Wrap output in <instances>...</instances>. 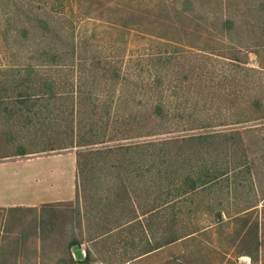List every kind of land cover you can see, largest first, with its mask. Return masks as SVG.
Masks as SVG:
<instances>
[{"label": "rangeland", "instance_id": "374dc122", "mask_svg": "<svg viewBox=\"0 0 264 264\" xmlns=\"http://www.w3.org/2000/svg\"><path fill=\"white\" fill-rule=\"evenodd\" d=\"M94 62L122 64L135 80L139 75L153 80L159 73L165 88H139L134 99L116 84L115 93L130 100L120 105L116 96L108 115L102 100L115 85H104L103 65L97 75L88 70ZM85 63L86 74L75 73L74 66ZM43 91L57 95L48 107L34 99L30 108L25 106L31 121L17 118L11 129L7 111L0 112V163L69 154L77 164L78 149L120 143L94 142L113 134L128 135L121 142L131 144L205 131H247L196 154L185 146L182 160L174 162L177 168L164 170L162 181L152 147L132 150L121 158L123 165L110 154L83 159L79 197L0 206V264H74L75 240L84 256L92 252L90 264H113L109 261L130 249L133 238L141 243L144 234L138 223L108 231L126 222L133 206L141 212L159 203V187L168 189V182L174 185L171 181L189 174L202 186L177 200L176 221L150 214L142 219L145 237L162 238L173 223L190 234L127 264H264V0H0V110L8 105L11 111L21 93ZM76 92L87 99L75 107L104 117L94 134L80 129L87 122L78 120L72 132L71 120L64 119L73 108L68 95ZM161 96L169 116L152 127L156 134L142 135L157 122L140 126L138 114L129 118L127 113L131 107L147 112ZM118 106L129 115L127 121L119 116L122 125L114 121ZM21 139L34 152L16 154ZM71 139L94 143L68 146ZM32 163L0 171L1 183L2 176L13 181L11 172L17 175L15 187L2 188L30 196L33 175L48 165Z\"/></svg>", "mask_w": 264, "mask_h": 264}, {"label": "trees", "instance_id": "16d2710c", "mask_svg": "<svg viewBox=\"0 0 264 264\" xmlns=\"http://www.w3.org/2000/svg\"><path fill=\"white\" fill-rule=\"evenodd\" d=\"M110 63V62H109ZM107 62L102 64L101 63H92V65L88 68V70L90 71H94L95 74L97 75L96 72L98 71V68H100L102 66V70L101 72H103L102 76H104V85H108L111 81L112 83H114L115 87L113 89L112 95H109L107 97H105L106 99L102 100L107 106H109V112L108 115L111 113V109H112V105L114 103H116L115 101V97L118 96V104H122V101L128 102L129 97L125 96L124 93L120 95L116 94V84H120V86H122L123 89L127 90V93H130L133 98L135 99L136 95L138 96V89L139 88H149L151 90H158L163 86V89L165 88V82H164V77H162V75H159V73H156V77L153 80L145 79L142 78L141 75H139L138 79H132L130 77H133V75H131L129 73V71H124L123 70V65L119 64V66H116L112 63H110L107 67ZM163 66H165V61H163ZM79 66V65H78ZM78 66H74L73 70L76 73V70L79 74H86V63L85 64H80L79 68H77ZM105 66V67H104ZM29 70H32L34 72H37L35 66L33 65H29L28 66ZM27 69V68H26ZM73 71V73H74ZM74 73V74H75ZM132 73V72H131ZM74 85L73 82H71V85ZM73 91V90H72ZM74 92V91H73ZM57 95V93L55 91H51V92H47V91H43L40 93H21L17 96V101L14 102L15 107H13V109L10 111L9 107H6L8 105H6L3 109L0 110V112L3 111H7V115L8 118H10V122L11 124H9V128H13L14 124H16L17 122H19L17 120V118L20 120V118H25L28 119V121H31L34 117L31 114H27L25 109H27L25 106H28L30 108V102L34 101V100H42V102L45 103V105H47L46 107H48L51 104V101L53 98H55V96ZM163 95V94H162ZM69 98H71V102L73 103V108L71 110V112L64 116L65 120H71L72 124H71V131H74V122H76L78 120V122L83 121V122H87L84 125L80 124V129L82 128H86V132L90 133L91 131H93L94 134V130L98 129L99 127V122L102 121L104 119L103 115L97 117V113H95L94 111H91L88 113V109L86 108H82V107H75L76 105L79 104V102H81L83 99H87L86 96L83 93H79L77 95L76 93H72L71 95H68ZM113 96V97H112ZM120 96V97H119ZM34 99V100H33ZM143 100V99H142ZM55 101V100H54ZM144 101L149 102L150 101V97L146 98ZM4 104V103H3ZM34 104V103H33ZM104 104V105H105ZM150 110H148L147 112H141L142 109H140L139 111H137L134 107H131V109L128 111L127 114L130 115L129 118H135L136 114L137 117L140 118L141 121V125L140 126H148L151 122H157L155 125H152L151 127H146L145 130H142L141 134L142 135H152V134H156L157 132L153 130V126H162L163 123L162 121L164 119H166L169 115V111L167 109V106L165 104V101H163L162 96L160 98H158L156 100V103L154 104V102H152L150 104ZM16 106H19L16 108ZM154 106V107H153ZM120 106H118L117 112L115 114L116 118H115V122L119 123V121L122 119V117L120 118V115H126V111L125 109L123 110V108H119ZM153 107V109L151 108ZM153 111H152V110ZM16 110V111H15ZM2 111V112H3ZM23 111V112H22ZM11 113V114H10ZM90 113L92 115H90ZM10 115V116H9ZM128 115V116H129ZM35 116V115H34ZM127 116V115H126ZM125 117L126 121L127 119L129 120V118ZM151 116H154V118H152ZM16 117V118H15ZM56 117H58L56 115ZM109 118H111L109 116ZM119 118V119H118ZM36 119L39 121V116L36 115ZM63 119V120H64ZM27 121V120H26ZM88 121H92L91 123H89ZM159 121V122H158ZM248 121V117L247 119H242L239 121H236L237 123L240 122H247ZM121 124V123H119ZM79 125V124H78ZM122 125V124H121ZM125 125H128V123H126ZM123 125V126H125ZM98 126V127H97ZM201 127V125L199 126ZM203 127V126H202ZM88 128V129H87ZM121 127H117L116 129H120ZM115 129V128H114ZM247 129V128H246ZM246 129H233V130H220V131H205L202 133H197V134H186V135H177V136H171L168 138H163V139H159V140H150V141H145V142H139V143H131V144H126V143H122L121 140H125L128 138V135L126 134H120V135H116L113 134L109 137H103L101 139H98L97 141L94 142H104L106 140H120V143H112V145H104L102 147H98V148H89V149H78L76 151L77 153V164H76V172H77V180H79L81 173L83 172V159L86 160L87 158H89L90 156H100L102 157L103 155H113L116 157L117 162L121 163V165L125 164L126 160L125 159H121L123 157L126 156V154L131 153L132 150H136V149H143L146 150V148L152 147L153 149H156V152L154 151L153 153V158L155 161V168L153 167L151 169H154L157 172V174H159L157 176L158 180L164 179L163 173L164 170L168 171L169 168H177V165L174 166V162H178L179 160H182L181 158L183 157V153H184V147L188 146V148L190 150H192L191 154H196L195 152L198 151L199 148H202L203 146H207V145H215V142H219V140H227L228 143H230V139L234 140L237 138H241L243 135V132L247 131ZM122 131V129L120 130ZM129 131V128H127L125 130ZM72 140V139H71ZM94 142H90V141H86V142H75L74 140L71 141V144L68 146H83V145H89L92 144ZM18 146V149L16 151V154H21V155H25L29 152H34L30 150L29 147V143L28 141H25L23 139H21L19 141V143L16 144ZM61 147V146H60ZM63 147V146H62ZM64 147H67L64 146ZM161 151L163 152V154L161 153ZM140 154V153H139ZM118 156V157H117ZM162 156H166V157H162ZM182 156V157H181ZM125 160V161H124ZM180 166V165H178ZM149 170V169H146ZM177 170V169H176ZM179 179L177 181L174 182L171 181V183H173L174 185L169 184L168 182V189H160L159 187V203H154L153 205H150V207L148 208H142V211L140 212L139 207L137 205L133 206V208L131 209L132 214L131 216L126 220V222H124L121 225L116 226L115 228H113L112 230L108 231V232H113L116 230H119L122 228L123 229H127V228H132V227H137V225H139L143 231L141 230L140 232H143L144 237H140L139 241L141 243H136V241L134 240V238L132 239L131 242V246L130 249L126 248L125 253L124 251H122L123 253L121 254H117L116 258L113 261H109L113 264H127V262L135 257L141 256L143 254L152 252L157 250L158 248L169 244L171 242H174L184 236H187L190 234V232H187V229L185 228H180L177 229V224L173 223L169 228H167L168 230V235L160 238V237H155V238H150V237H145V224L143 223V217H147L150 214V217H165V219L168 218H172L174 219V221H176L177 218V214L176 212L173 210L176 206L175 204L178 203L177 200H179L180 198H182L183 196L199 189L202 186V183L199 182V180L194 176V175H183L182 177H178ZM162 184V182H161ZM158 186H161L160 184H158ZM173 186H174V190L176 189V191H173ZM162 193V196H161ZM164 195V198H163ZM76 196L79 197V191H78V183L76 185ZM163 210L165 212H170L169 216H167V214L165 215V212H163ZM159 231V230H157ZM109 233H102L101 235H98L97 237H95L93 240L101 238L105 235H107ZM73 245L76 244H81V242L79 240H75L73 243ZM128 250H130V252H127ZM92 252L90 250H88L87 254L82 258V259H75L74 256H70L71 261L74 264H90L91 263V259H92Z\"/></svg>", "mask_w": 264, "mask_h": 264}, {"label": "crops", "instance_id": "0c3cea01", "mask_svg": "<svg viewBox=\"0 0 264 264\" xmlns=\"http://www.w3.org/2000/svg\"><path fill=\"white\" fill-rule=\"evenodd\" d=\"M36 162H45L48 165L43 170L44 172L33 175L34 190L30 196L11 195L4 190L5 187L11 189L16 186L17 175L15 171L11 172L14 177L13 181H10L6 176H2L4 180L2 183L0 181L3 184V186L0 184V206L37 205L44 202L72 200L76 196V160L74 156L69 154L48 155L25 161L0 163V171L15 169L19 165L35 164Z\"/></svg>", "mask_w": 264, "mask_h": 264}, {"label": "water", "instance_id": "95a60500", "mask_svg": "<svg viewBox=\"0 0 264 264\" xmlns=\"http://www.w3.org/2000/svg\"><path fill=\"white\" fill-rule=\"evenodd\" d=\"M73 249L77 259H82L84 257L83 250L79 244L74 245Z\"/></svg>", "mask_w": 264, "mask_h": 264}]
</instances>
